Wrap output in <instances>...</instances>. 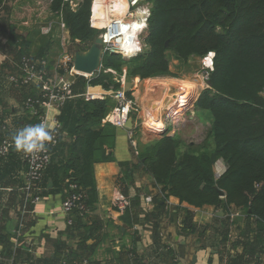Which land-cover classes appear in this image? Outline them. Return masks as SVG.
Here are the masks:
<instances>
[{
    "label": "trees",
    "instance_id": "1",
    "mask_svg": "<svg viewBox=\"0 0 264 264\" xmlns=\"http://www.w3.org/2000/svg\"><path fill=\"white\" fill-rule=\"evenodd\" d=\"M3 1L0 0V6ZM91 1L48 0L49 11L61 18L71 42H77L80 51H86L99 33L90 25ZM147 1L151 7L146 49L127 59L104 53L97 73L88 79L77 77L72 88L73 98L66 102L58 117L61 124L66 118L68 123L73 122L72 141L65 160L55 165L53 158L60 145L58 141L43 180L50 174L47 180L62 185L64 196L69 192L82 193L84 205L93 212L97 203L93 167L113 160L116 128L103 123L112 106L110 99L85 100L82 95L86 87L119 89L121 86L116 80L123 70L127 77L140 80L168 75L167 52L184 65L189 59L212 55L207 80L210 87L199 94L194 104L196 110L211 116V152L188 149L179 153V141L165 134L139 152L140 164L152 175L164 200L172 196L194 208L243 210L245 217L256 225L255 242L260 249L254 253H264V0ZM44 37L35 53L39 59L46 53V38L50 36ZM9 43L15 58L30 55L27 40L15 35L13 30ZM31 95L30 90L26 96ZM71 101L76 103L74 114L66 111ZM218 160L224 163L225 170L216 177L214 164ZM121 166L123 173L129 174L126 172L129 164ZM137 167L132 165L130 171ZM1 178L0 174V183ZM70 185L76 189L70 190ZM83 220L74 211L70 228L81 232L78 251L69 253L57 243L55 255L63 253L68 262L86 259L88 264H94L90 260L93 249L85 244L90 231ZM122 220L131 224L128 209ZM5 241L6 238L0 237L1 243ZM17 249H5L3 255L17 263Z\"/></svg>",
    "mask_w": 264,
    "mask_h": 264
},
{
    "label": "crops",
    "instance_id": "2",
    "mask_svg": "<svg viewBox=\"0 0 264 264\" xmlns=\"http://www.w3.org/2000/svg\"><path fill=\"white\" fill-rule=\"evenodd\" d=\"M48 5V0H4L0 6V51L4 55H13L9 43L13 30L15 35L27 40L33 59L47 62L48 73L54 78L63 73L57 67L62 53L70 56L73 66L71 47L76 46L80 54L85 51L78 49L77 42H71L68 29L61 28L62 21L49 11ZM48 23L53 30L46 38V53L39 59L35 53L44 37L40 29ZM197 62L198 58H192L184 65L176 59L175 63H169L168 75L146 80L127 77L124 70V90L131 93L140 109V124L133 123L132 129L116 128L113 160L93 167L97 203L83 221L90 231L85 244L93 249L90 260H94V264H264V253H254L260 249L255 242L256 225L245 217L243 210L231 207L229 211H223L212 206L194 208L179 203L172 196L164 200L152 175L140 164L139 152L162 137L159 130L151 127L152 121H162L161 130L166 128L169 136H179V153L188 149L211 152V119L205 117L206 112L200 111L203 117L198 118L194 114L199 110L191 105L187 110L179 111L175 122H166L167 111L181 94L193 91L199 96L208 88L198 76L199 72H194ZM185 83L191 87H181ZM33 89H12L5 74L0 75V121L5 127L2 136L12 144L9 154L0 161V185L8 189L0 192V237L6 238L4 244L0 242V264H62L66 256L63 253L55 255L57 243L69 253L78 251L81 232L67 224V216L62 212L65 190L62 185L47 180L50 174L44 178L45 185L44 180L40 184V201L28 208L22 205L23 153L15 149L12 136L24 128L23 102ZM160 99L165 102L160 104ZM75 106V101H71L66 111L74 114ZM55 114L59 117L61 111H51L50 117ZM186 125L188 131L190 127L189 134L181 133ZM72 127L73 122L68 123L67 118L61 124L60 145L53 158L55 165L62 163L67 156ZM203 133L206 135L201 139ZM196 137L199 140H190ZM123 163L129 164L127 175L123 173ZM132 165L139 167L131 172ZM117 196L130 200L131 224L124 223L122 215L112 210ZM15 245L18 261L12 263L3 254L5 249H14ZM55 257L58 260L55 261Z\"/></svg>",
    "mask_w": 264,
    "mask_h": 264
},
{
    "label": "built area",
    "instance_id": "3",
    "mask_svg": "<svg viewBox=\"0 0 264 264\" xmlns=\"http://www.w3.org/2000/svg\"><path fill=\"white\" fill-rule=\"evenodd\" d=\"M150 7V3L147 0H92L90 25L99 32L97 37L101 40L103 54L117 51L120 55H123L121 44L124 40L122 38L133 30L134 25L137 26L134 36L128 40V43L124 44L129 45L135 40H139L141 50L136 54L146 49L145 37L148 30L147 21ZM94 19H96L95 23ZM60 26L62 29L65 27L63 22H61ZM52 30V25L48 23L40 29V32L42 36L47 37L51 35ZM203 60L201 78L207 84L208 70L212 65V55ZM205 61L207 62L205 63ZM57 67L63 73H59L52 78L48 73L45 60H35L27 54L15 58L13 55H4L0 51V75L2 73L5 74L10 87L15 90H20L24 87L34 88L33 95L28 96L23 102V110L25 112L24 127L47 121L52 126L55 137V143L49 146L47 153H42L35 157L27 156L23 153L25 180L21 188L23 208H28L40 201V184L50 165L53 149L61 136V123L58 115L55 114L50 117L51 111H54V113L60 112L66 102L73 98L72 88L76 77L85 79L91 77L75 71L71 64L70 56L65 53L60 55ZM116 82L121 86L116 90H103L100 86H87L82 97L85 99H105L108 97L110 99L113 105L103 119V123L111 124L115 128L127 129L125 124L131 118L132 123L140 124V109L131 95L128 96L127 91L124 90V70ZM197 98L198 95L193 93V91L181 94L177 101L174 102L175 106L172 108V114L167 123L175 122L179 111L187 110L188 107L194 105ZM179 120L178 118L177 122ZM158 124H161V126L151 123V127L155 130H160L162 121ZM4 130V124L0 121V161L12 149V144L2 136ZM224 170V163L218 160L214 164L215 176L219 177ZM74 189H76V186L70 185V190ZM4 190L8 189L0 185V192ZM82 198V193L69 192L62 202V212L67 216V224L69 226L73 225L74 211H77L83 219H86L91 213L84 205ZM129 206L130 200L127 197L117 196L113 201L112 210L121 216ZM16 248L17 245L14 246V249ZM62 264H88V261L86 259L73 260L72 262L64 260Z\"/></svg>",
    "mask_w": 264,
    "mask_h": 264
},
{
    "label": "clouds",
    "instance_id": "4",
    "mask_svg": "<svg viewBox=\"0 0 264 264\" xmlns=\"http://www.w3.org/2000/svg\"><path fill=\"white\" fill-rule=\"evenodd\" d=\"M139 40L129 44L122 50L125 56H134L139 52ZM15 149L27 156L35 157L42 153H47L49 146L55 143L52 126L47 121H41L38 124L30 125L15 132L12 136Z\"/></svg>",
    "mask_w": 264,
    "mask_h": 264
},
{
    "label": "water",
    "instance_id": "5",
    "mask_svg": "<svg viewBox=\"0 0 264 264\" xmlns=\"http://www.w3.org/2000/svg\"><path fill=\"white\" fill-rule=\"evenodd\" d=\"M167 46V44L165 45ZM113 54H119L117 51H113ZM137 55V54H136ZM103 56L102 48H101V40L99 37H96L89 48L83 53L80 54L78 50L74 52L73 56V68L75 71L79 73L86 74L88 76H92L94 73L99 71L101 66V59ZM135 56V55H134ZM123 58H130L129 56L122 55ZM133 57V56H131ZM207 87H210V84L207 82ZM174 104L167 111L166 122L170 119L172 108H174ZM127 129L133 128L132 119L129 118L127 123L125 124ZM160 135H165L168 132V129H160ZM51 185V182L48 183V186Z\"/></svg>",
    "mask_w": 264,
    "mask_h": 264
},
{
    "label": "rangeland",
    "instance_id": "6",
    "mask_svg": "<svg viewBox=\"0 0 264 264\" xmlns=\"http://www.w3.org/2000/svg\"><path fill=\"white\" fill-rule=\"evenodd\" d=\"M23 10V9H22ZM33 12H31L30 14H32ZM72 48V50H70V52L72 53V52H75L76 51V49H77V47L76 46H74V48L73 47H71ZM145 49H143L142 51H144ZM141 51V52H142ZM140 52V53H141ZM167 59H168V61H169V63L170 64H172V63H175L176 62V58L173 56V54L172 53H170V52H167ZM204 59V58H203ZM203 59H199V62H197V63H195L194 64V72H201L200 74L198 73V76H201V74H202V69H203ZM207 61H205V63H206ZM192 66V65H191ZM191 66L189 67V68H191ZM204 83H205V81H204ZM181 87H186V88H189V87H191L189 84H187V83H185V84H183ZM188 91V90H187ZM207 113V112H206ZM196 117H200V118H202L203 116L201 115V112L200 111H198V112H196L195 114H194ZM154 116H155V113H154ZM210 117V119H211V116H210V114L209 113H207L206 114V116L205 117ZM155 118V117H154ZM154 125V124H153ZM197 125V124H196ZM184 126V125H183ZM182 126V127H183ZM180 128V127H179ZM189 132H190V127H189V131H188V125H186L185 126V128L182 130V132L181 133H183V134H186V133H188L189 134ZM192 133V132H191ZM204 135H206L205 133H203V135H201L200 136V138L202 139L203 137H204ZM175 139H177L178 141H179V136L177 135L176 137H175ZM212 138H211V136H210V142L212 141L211 140ZM190 140H192V141H194V140H199V138H191ZM179 144H180V142H179ZM211 144V143H210Z\"/></svg>",
    "mask_w": 264,
    "mask_h": 264
},
{
    "label": "bare ground",
    "instance_id": "7",
    "mask_svg": "<svg viewBox=\"0 0 264 264\" xmlns=\"http://www.w3.org/2000/svg\"><path fill=\"white\" fill-rule=\"evenodd\" d=\"M137 30V26L136 25H134L133 26V30L130 32V33H128L127 35H125L123 38H122V40H124V42L121 44L122 45V50L123 49H125L128 45H126V44H124V43H128V40H130L133 36H134V34H135V31ZM195 81V80H194ZM188 82H190V81H188ZM164 85H166V84H164ZM175 86V85H174ZM152 88V87H151ZM191 89V88H190ZM195 90V89H194ZM152 91V90H151ZM164 91V90H163ZM187 91V90H186ZM148 93V92H147ZM165 93H166V91H165ZM187 93V92H186ZM184 94V93H183ZM152 96V95H151ZM153 97V96H152ZM159 98V97H158ZM178 99V98H177ZM170 100V99H169ZM168 100V101H169ZM172 100V99H171ZM175 100V99H174ZM152 101V100H151ZM160 104H162V103H164L165 102V100L164 99H160L159 101H158ZM172 103V102H171ZM156 104V103H155ZM173 104V103H172ZM171 104V105H172ZM153 105V104H152ZM167 107V106H166ZM162 108V107H161ZM164 108V107H163ZM153 110V109H152ZM156 110V109H155ZM149 112V111H148ZM158 112V111H157ZM160 112H161V109H160ZM150 113V112H149ZM157 114V113H156ZM154 117H157V116H154ZM157 119V118H156ZM152 123H154L155 125H159V126H161V124H158V121H156V122H153L152 121Z\"/></svg>",
    "mask_w": 264,
    "mask_h": 264
}]
</instances>
